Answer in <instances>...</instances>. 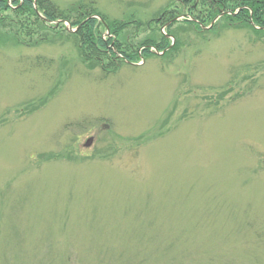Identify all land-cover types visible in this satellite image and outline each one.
Wrapping results in <instances>:
<instances>
[{"label": "rangeland", "instance_id": "1", "mask_svg": "<svg viewBox=\"0 0 264 264\" xmlns=\"http://www.w3.org/2000/svg\"><path fill=\"white\" fill-rule=\"evenodd\" d=\"M52 1L148 20L174 0ZM2 32L0 264H264L251 29L179 30L175 54L106 76L67 35L28 48Z\"/></svg>", "mask_w": 264, "mask_h": 264}, {"label": "trees", "instance_id": "2", "mask_svg": "<svg viewBox=\"0 0 264 264\" xmlns=\"http://www.w3.org/2000/svg\"><path fill=\"white\" fill-rule=\"evenodd\" d=\"M221 14L210 30H203ZM56 22L61 23L57 26ZM64 22L74 29L83 26L70 33ZM222 27L249 28L264 42V0H174L148 20L135 14L112 19L95 1L62 10L52 0H0V30L15 45L32 48L45 44L49 38L45 32L67 35L88 67H99L104 76L151 57L167 59L182 47L179 30L215 34ZM139 35L144 37L135 42Z\"/></svg>", "mask_w": 264, "mask_h": 264}, {"label": "water", "instance_id": "3", "mask_svg": "<svg viewBox=\"0 0 264 264\" xmlns=\"http://www.w3.org/2000/svg\"><path fill=\"white\" fill-rule=\"evenodd\" d=\"M223 14H221L220 16H218L215 21L212 23V25L209 27V28H206L204 27L203 30H210L216 23V21H218L221 17H222ZM42 20L46 21V22H50L49 20L43 18ZM178 20H181V19H177ZM52 24H54L53 22H51ZM61 22H56L57 26L60 24ZM64 25L66 26L67 30L70 31V33H76L80 30V28L83 26V24L80 25V27L78 26L77 28L73 29V27L71 26V24L67 23V22H64ZM169 25V24H168ZM166 25V27L168 26ZM159 55H162L163 53H158ZM135 65V64H134ZM133 65V66H134ZM137 65H140V64H137Z\"/></svg>", "mask_w": 264, "mask_h": 264}]
</instances>
